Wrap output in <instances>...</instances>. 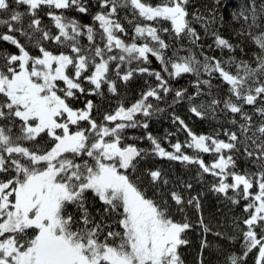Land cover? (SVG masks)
Masks as SVG:
<instances>
[{
    "label": "snow or ice",
    "instance_id": "1",
    "mask_svg": "<svg viewBox=\"0 0 264 264\" xmlns=\"http://www.w3.org/2000/svg\"><path fill=\"white\" fill-rule=\"evenodd\" d=\"M13 3L26 6V11ZM95 4L98 11L86 24L65 13L89 15V0H0V26L7 28L0 40L18 50L0 53V264H184L180 249L189 244L187 232L199 227L206 234L211 229L202 214L197 225L186 216L175 218L173 203L181 213L186 205L201 212L199 196L185 199L190 183L181 180L169 189L171 181L159 168L145 169L147 187L141 186L140 177L133 178L138 163L148 156L197 165L198 176L217 178L212 191L232 205L243 201L242 215L233 220L242 237V254H225L224 264H247L253 251L254 264H264V30L255 27V6L247 32L237 35L247 34L258 51L238 59L237 48L247 55L243 47L212 29L214 16L190 13L189 0ZM44 9L49 26H42L37 15ZM121 11L126 12L123 18ZM260 11L264 13V4ZM122 19L132 27L131 36ZM193 23L201 24L215 48L233 55L227 60L208 56ZM185 40L201 49L203 60ZM150 56L159 61L160 71L146 66ZM135 74L155 77L156 85L148 86L134 103L120 101L102 119L93 116L99 109L91 99L82 108L74 107L81 96L103 97L105 88L119 96L120 82L126 84ZM183 74L196 77V91L189 95L186 88L175 90L173 103L187 99L197 117L223 116L231 126L222 127L226 139L220 133L197 135L173 113L178 131L187 133L183 144L177 140L169 151L151 132L146 134L151 143L147 151L128 143L136 138L126 136V130H147L148 120L164 110L151 101L170 94L169 81ZM213 79L220 81L218 89L226 88L223 94H213ZM200 96L209 99L195 104ZM205 153L213 156L210 162L203 159ZM239 159L250 167L237 170ZM148 187L155 189L152 196ZM89 193L93 204L98 200L101 205L95 214ZM207 246L202 240L201 253Z\"/></svg>",
    "mask_w": 264,
    "mask_h": 264
},
{
    "label": "trees",
    "instance_id": "2",
    "mask_svg": "<svg viewBox=\"0 0 264 264\" xmlns=\"http://www.w3.org/2000/svg\"><path fill=\"white\" fill-rule=\"evenodd\" d=\"M152 3H158L159 0H150ZM90 3V14L82 15L77 13L75 10H69L65 14L69 17H75L82 23H91V16L98 11V6L95 4V0H89ZM264 4V0H189L188 11L190 13H198L205 18L215 17V21L212 24V29L217 30L223 37L228 38L232 43L239 44L243 47L244 52L247 55H243L239 48L235 50L234 55L239 59H248L253 52L258 51L256 45L252 43L251 39L247 34L240 36L237 35L242 30L247 32L248 25L252 23V7L255 6L256 10V29L264 30V13L260 11L261 5ZM14 8L21 12L26 11V6H17L13 3ZM47 9L38 12L39 18L42 20V26H49L51 24L50 19L47 17ZM126 15L125 11L120 12V16L123 18ZM247 17V19H245ZM6 18V17H4ZM191 18V17H190ZM128 19L131 16L128 15ZM28 18H24V25L27 26ZM124 26L128 29V34L131 36L132 27L128 24V21L122 19L121 21ZM167 26V25H165ZM201 36V40L198 42L202 46V50L208 56H215L218 59L227 60L233 53L228 50L215 48L213 45V39L204 35V29L199 23H193L192 25ZM53 31L55 29L53 28ZM7 32V28L0 26V34ZM17 39L21 43L26 44L32 54H38L31 45L27 43L25 37L20 36L18 33H14ZM127 39V37H125ZM167 39V37H165ZM86 43V38H85ZM188 48H191L195 52L196 56L203 60L200 56V50L189 44L187 40L184 41ZM209 45H213L209 48ZM18 50L11 45L9 42L0 40V53H17ZM186 52H181L180 55H186ZM171 55V51L168 52ZM151 63L146 65L152 70L160 71L161 65L154 57H149ZM135 67V64H133ZM235 71V69H232ZM167 77L166 73H162ZM207 75H202L201 79H207ZM196 79L191 74H183L181 77L174 80H170V86L173 91L164 96L161 101H151L158 107L164 109L162 112L154 114L149 120V128L147 130L143 128L127 129L125 135L136 139H130L128 143H135L138 147L145 149L146 151L151 148V143L146 139L147 132L158 138L163 147L171 151L170 144H174L179 140L182 144L188 139L187 133L184 131H178L180 128L179 123H173V113L184 120L185 124L197 135L199 134H216L220 133V139H226L222 134L223 128H230L231 126L226 122V119L221 116L219 119H213L210 115L205 118L197 117L189 111L190 104L187 99H184L178 103H173L175 90L187 89L189 95L195 93L196 89L193 85V81ZM147 82V83H146ZM220 83L218 79H213L212 92L216 94L219 92L223 94L226 88H217ZM155 77H149L147 74H135L133 78L126 84L120 82L119 96H113L111 93L104 89V96H81L78 100L74 101V107L82 108L84 103L91 99L93 103L98 107L99 111L94 110L93 116L97 119H102V113L114 110L120 101H124L126 105L134 103L135 100L139 99L140 93L146 91L148 86H155ZM209 99L207 96H200L194 98V103L199 104L202 101ZM246 110L251 112V106H245ZM137 119H143L142 116H137ZM86 126V125H85ZM234 130V129H233ZM168 133L173 135L165 139ZM145 137V139H138L139 137ZM184 151L192 155L193 150L185 148ZM205 162H210L213 159L211 154H201ZM250 166L244 159L237 161V170L244 171ZM161 169L165 176L171 181L168 188L171 189L173 185H179V181H183L185 184L190 183L191 189L184 192L185 199L191 196H199L201 202V212H197L195 207L185 206L184 212H178L175 209L173 203V211L175 212V218L182 220L185 216L193 225H197L201 214L203 215L204 222L208 224L211 229L210 232L204 233L201 228L194 227L189 230L186 234L189 244L182 246L180 249L181 257L184 264H200L201 258L204 264H224V256L227 253H235L237 256L242 254L241 239L239 231L234 227L233 220L242 215L244 202L240 205H232L228 200L225 199L223 194H218L212 191V185L218 183L217 178L210 174H202L198 176L199 168L197 165H185L178 161H170L155 156H148L138 163L137 170L134 177H140L141 186L147 187L150 177L144 174L145 169ZM229 182L230 179H229ZM182 187V186H181ZM155 189L150 187L147 188V194L152 196ZM231 195V192L229 193ZM158 199L162 197H157ZM89 193V206L90 211L95 214L96 209L101 207L100 202L95 200ZM170 203H172L170 201ZM216 232L224 233V235H214ZM228 236H235L236 239H227ZM207 241V247L201 253V241ZM255 251L249 254L247 257V264H254Z\"/></svg>",
    "mask_w": 264,
    "mask_h": 264
}]
</instances>
